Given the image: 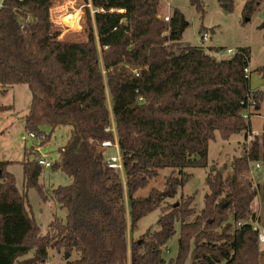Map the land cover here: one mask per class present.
I'll list each match as a JSON object with an SVG mask.
<instances>
[{"label":"trees","instance_id":"trees-1","mask_svg":"<svg viewBox=\"0 0 264 264\" xmlns=\"http://www.w3.org/2000/svg\"><path fill=\"white\" fill-rule=\"evenodd\" d=\"M190 1L203 11V0ZM263 1L245 2L244 21ZM219 2L233 10L234 0ZM161 3L85 0L87 38L62 40L52 17L53 0L2 1L1 92L28 85L25 129L45 133L49 127L42 143L57 127L73 130L59 150L60 159L49 167L72 179L52 189V197L67 210L66 219H54L46 234L8 169L13 161L0 160V264H48L50 248L70 254L64 264H261L262 248L253 230L261 217L252 207L257 190L249 171L264 159V122L248 142L252 130L243 113L249 106L250 117L259 113L264 91L252 88L245 74L250 50L240 47L218 60L204 46H183L189 22L178 7L168 21L161 18ZM256 70L264 73V66ZM6 109L10 106H0ZM113 121L123 172L108 166L101 146L114 139L106 130ZM216 131L223 138L245 131L243 155L225 164L224 171L210 169V191L200 211L194 195L170 202L192 177L187 169L208 166ZM35 149L25 147L24 187H35L46 199L39 182L45 167ZM165 167L173 171L164 190L153 188L148 196L136 197ZM158 208V228L129 242L128 230ZM177 225L178 254L167 261L164 247Z\"/></svg>","mask_w":264,"mask_h":264},{"label":"rangeland","instance_id":"rangeland-1","mask_svg":"<svg viewBox=\"0 0 264 264\" xmlns=\"http://www.w3.org/2000/svg\"><path fill=\"white\" fill-rule=\"evenodd\" d=\"M3 0H0V5ZM247 0H234L233 10H227L219 0H203V11H198L190 0H162L159 16L163 18L170 15L174 7H178L189 22L188 27L183 33L181 44L201 45L204 47H220L218 54L223 58H229L230 50L234 54L238 48H249L251 56L249 67L251 70L250 85L252 88H260L264 91V73L256 69L264 66V1L256 6V10L249 20L244 21L243 9ZM85 0H53L52 17L54 24L60 30L59 38L62 40H85L87 34L83 29V11ZM70 17V18H69ZM207 32L209 39L205 42L202 35ZM214 53V52H212ZM0 88V106H10V109L0 111V160L13 161L8 166L16 179V184L20 192H26L32 215L35 216L42 234L49 232L50 223L54 219L65 220L67 210L62 208L60 203L52 197V189L58 185L69 184L72 179L62 171H53L51 168H44L39 182L43 185L46 199H43L35 187H24L23 165L25 147L37 148L40 156L49 160L57 161L60 159L59 150L65 145L72 133V126L66 125L57 127L51 135V138L42 143V141L28 138L24 124V116L31 106V92L27 84H16L13 87L1 92ZM108 102L110 104V94L108 93ZM253 134H258L263 128L264 122V104L258 115L248 118ZM45 134L51 131L49 127H44ZM245 131L232 134L229 138H223L219 131L215 132L214 139L209 142L208 166L205 168L195 167L187 169L192 173V177L186 182L178 195L170 202H177L182 196H195V206L197 211L204 207L205 195L209 193L206 184L207 175L212 167H224L232 161L234 157L243 155ZM36 150V149H35ZM105 156L115 154V149H102ZM256 163L260 164V169L256 170ZM253 175H258L260 182L257 188V195L253 201L254 211L261 217L260 223L264 228V159L253 162L251 165ZM173 169L165 167L159 170L158 175L150 179L146 186L140 188L135 193L136 197L148 196L153 188L164 190L165 182L172 173ZM226 174L228 171L225 172ZM251 174V172H250ZM123 182L125 177L122 174ZM128 202V199L126 200ZM127 204V203H126ZM161 209H155L141 218L137 223V228L128 230L129 242L140 239L142 234L149 228H158L157 221L161 215ZM230 221L233 215H230ZM177 231L164 247V257L167 261L175 258L178 254L179 225ZM262 248V262L264 264V245ZM32 254V253H31ZM30 254V255H31ZM65 253L63 249L50 248L48 264H64L65 259L70 254ZM76 254L72 255V258Z\"/></svg>","mask_w":264,"mask_h":264},{"label":"built area","instance_id":"built-area-1","mask_svg":"<svg viewBox=\"0 0 264 264\" xmlns=\"http://www.w3.org/2000/svg\"><path fill=\"white\" fill-rule=\"evenodd\" d=\"M170 18V15H165L163 17L164 20L168 21ZM209 39V35L207 32H204L203 35H202V40L203 42L207 41ZM206 48V52L211 54L212 56H214L215 58H217L218 60H222L224 59L221 55L218 54V52L216 51H210L207 47ZM214 52V53H212ZM228 54L230 55H233L232 52H230V50L227 51ZM138 74V73H136ZM245 74L247 77H249L251 75V70H250V67H246L245 68ZM252 112V108L251 106H249L243 113V116L245 117V119H248L250 118V113ZM106 130L107 131H112L114 133V139H109V140H104L102 142V148L106 149H115L116 150V153L115 154H111L110 156H107L106 159H107V162H108V166L110 168H114V169H117L119 170L120 172H123V161H122V156H121V152H120V147H119V142L117 140V137H116V130H115V126H114V121L112 122V125L106 127ZM255 134H253L252 132L249 133V136H248V142H250L253 137H254ZM28 138H33L35 140H38V141H42L44 138H46V134L44 132H40V133H35V132H32V131H27V135H26ZM38 163L42 166H44L45 168L46 167H50L53 163L52 160H49L47 159L46 157H39L38 158ZM260 164L259 163H256L255 165V169L256 170H259L260 169ZM252 168V167H251ZM251 172V174H250ZM249 176L251 177V180L254 184V188L257 190V188L259 187L260 185V182L258 180V175H253L252 173V169H250L249 171ZM241 224V223H240ZM239 224V225H240ZM253 230L256 231L258 233V238H259V242L260 244L264 245V228L263 226L261 225L260 221H256L254 224H253Z\"/></svg>","mask_w":264,"mask_h":264},{"label":"water","instance_id":"water-1","mask_svg":"<svg viewBox=\"0 0 264 264\" xmlns=\"http://www.w3.org/2000/svg\"><path fill=\"white\" fill-rule=\"evenodd\" d=\"M230 164H231V162L228 163V165H230ZM212 169H214V166L212 167ZM220 171H224V167L220 168ZM67 256H68V254H67Z\"/></svg>","mask_w":264,"mask_h":264},{"label":"crops","instance_id":"crops-1","mask_svg":"<svg viewBox=\"0 0 264 264\" xmlns=\"http://www.w3.org/2000/svg\"><path fill=\"white\" fill-rule=\"evenodd\" d=\"M259 114V113H258ZM258 114H256V115H258ZM252 130V129H251ZM262 131V130H261ZM261 131H260V133H261ZM260 133H258V134H260Z\"/></svg>","mask_w":264,"mask_h":264},{"label":"bare ground","instance_id":"bare-ground-1","mask_svg":"<svg viewBox=\"0 0 264 264\" xmlns=\"http://www.w3.org/2000/svg\"><path fill=\"white\" fill-rule=\"evenodd\" d=\"M70 18V17H69Z\"/></svg>","mask_w":264,"mask_h":264}]
</instances>
